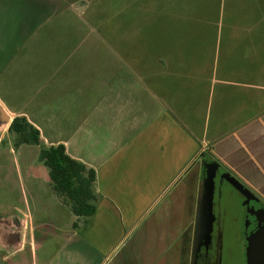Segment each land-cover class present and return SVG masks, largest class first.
I'll use <instances>...</instances> for the list:
<instances>
[{
	"label": "crops",
	"instance_id": "1",
	"mask_svg": "<svg viewBox=\"0 0 264 264\" xmlns=\"http://www.w3.org/2000/svg\"><path fill=\"white\" fill-rule=\"evenodd\" d=\"M27 1L0 0L2 92L11 87L10 77L34 69V93L26 100L36 106L34 116L51 118L57 95L79 89L67 103L65 125L48 130L50 139L30 121L46 145L63 143L71 157L96 170L100 200L87 224L77 228L66 207L70 226L54 234L62 238L54 243L51 218L37 224L9 219L24 225V242L2 253V261L12 256L18 258L10 264H24L20 253L27 245L36 251L35 231L41 229L39 264H168L170 221L179 208L174 200L164 203L204 154L264 201V0H192V13L182 0L166 5L161 49L132 46L122 52L115 46L110 64L97 69L96 85L83 80L89 75L78 72L84 69L75 65L73 49L58 58L56 49L40 44L45 33L38 29L55 15L58 2L29 0L35 7L27 14ZM62 5L72 10L74 3ZM0 105V132L9 131L15 117H27ZM158 211L163 216L155 218ZM5 229L7 224L0 226V245L9 248L14 245L3 237ZM129 242L133 247L124 252Z\"/></svg>",
	"mask_w": 264,
	"mask_h": 264
},
{
	"label": "rangeland",
	"instance_id": "2",
	"mask_svg": "<svg viewBox=\"0 0 264 264\" xmlns=\"http://www.w3.org/2000/svg\"><path fill=\"white\" fill-rule=\"evenodd\" d=\"M56 1L58 7L56 6L55 15L38 29L39 33H45V38H41L40 44L43 47L50 46L52 49H56L58 58L64 56L61 53L63 49L66 48L68 51L73 49L72 57L75 65H83L84 69L78 72L89 75L85 76L83 80L90 81L91 85V82L96 85L97 69L105 63L110 64L112 50L115 46H120L122 52L130 51L132 46L135 49L146 47L155 52L161 49L165 8L166 5L171 8L172 2L176 0ZM71 1L74 3L72 10L69 7L64 9L62 4H70ZM182 2L187 5L186 12L192 13V0H182ZM26 5V11L35 7L33 4L31 8L29 0ZM16 7L18 13H22V9ZM25 14V12L22 13V16L24 17ZM21 17L17 16L14 25L19 22ZM10 25L13 23L10 22L8 26L10 27ZM127 54L129 53H125V55ZM67 56L70 57V55ZM14 72L16 73L17 70ZM34 72V69L27 67L22 69L20 79L13 80L10 77L7 85L11 87L7 88L6 93L2 92L0 80V102L7 106L12 105L17 112L27 114L28 121L31 122L30 120H32L39 124L42 132L46 134V138L50 139L47 136L48 130L55 131L57 129L55 127L65 125L66 114L71 109L67 107V103H69L71 96L76 97L80 93L79 89L76 88L73 92L64 89L60 95H57L60 101L52 104L54 117L38 118L33 113L36 106L33 107V103L26 100L28 93H34L33 86L36 83L33 79L30 80V76ZM18 85L21 86L20 91L17 90ZM91 95L93 98L94 94L90 93ZM4 96L11 99L7 101ZM39 105L47 106L45 102H39ZM89 110L91 113L96 111V101ZM57 134L66 139L64 130H60ZM42 141L45 143L44 140ZM39 154L37 145L19 142L16 133L0 132V226L9 219L20 221L26 219L29 223L37 224L38 219L42 217L51 218L54 225L48 234L51 243H54L57 239H62L61 237L57 238L54 234L56 232L62 233L67 231L66 228H69L71 215L66 208L67 206L63 202L61 203L57 198L58 196L52 191L49 168L40 160ZM178 191L179 189L169 196L164 206H168L176 198ZM243 201L242 195L228 182L224 181L221 185L217 184L214 195V212H226L223 219H225L227 226L236 228L237 232L239 230L241 237L244 220ZM162 216V211H158L155 218ZM150 223L152 220L148 222V226L139 232V235L150 229ZM44 233L45 231L41 229L35 231L36 251L32 245H27L26 249L20 253V258L24 264H39L37 258L40 253V245L45 238ZM235 241L236 234H231L227 237L226 244L234 247L237 245L234 243ZM133 244L134 242H129L124 252L129 251ZM13 249V246L5 248L0 245V264H10L17 260L18 257L10 256L2 261V253H11Z\"/></svg>",
	"mask_w": 264,
	"mask_h": 264
},
{
	"label": "flooded vegetation",
	"instance_id": "3",
	"mask_svg": "<svg viewBox=\"0 0 264 264\" xmlns=\"http://www.w3.org/2000/svg\"><path fill=\"white\" fill-rule=\"evenodd\" d=\"M211 161L212 160L204 154L179 181V188L177 185L176 189L173 190V192H175L179 189L176 198L173 199L179 209L177 213L172 215L170 221V236L167 240L169 241V251L167 255L168 264H248L246 246L251 213L250 207L245 203L249 197L245 196L226 178L222 177V175L230 172L221 166L215 177V190L218 183L221 185L226 181L235 188L244 199L242 237L240 236L239 230L237 232L236 228L227 226L225 219H223L226 212L223 211L219 213L214 212L215 220L209 235L205 233V230L196 229L198 189L200 183L205 178L203 166ZM195 169L197 170V176L195 186L192 188L191 183H185V179L188 173ZM230 174L234 176L232 173ZM250 192L264 203L251 189ZM253 202L254 201H252V203ZM231 234H236V241L234 243L237 245L234 247L226 244V239Z\"/></svg>",
	"mask_w": 264,
	"mask_h": 264
},
{
	"label": "trees",
	"instance_id": "4",
	"mask_svg": "<svg viewBox=\"0 0 264 264\" xmlns=\"http://www.w3.org/2000/svg\"><path fill=\"white\" fill-rule=\"evenodd\" d=\"M9 131L16 133L19 142L35 144L39 147V158L49 168L52 191L76 217L74 228L79 227L80 224H87L95 214L100 200L96 187V170L71 157L63 143L46 145L42 141L40 130L24 116L15 117L9 126ZM196 176V169L190 171L185 183H191L194 188Z\"/></svg>",
	"mask_w": 264,
	"mask_h": 264
},
{
	"label": "water",
	"instance_id": "5",
	"mask_svg": "<svg viewBox=\"0 0 264 264\" xmlns=\"http://www.w3.org/2000/svg\"><path fill=\"white\" fill-rule=\"evenodd\" d=\"M0 109H2L0 105ZM205 178L200 183L198 189L197 212H196V229L205 230L207 235L210 234L212 224L215 220L214 214V194H215V177L220 170V164L217 161H211L204 166ZM235 188H237L248 200L245 204L250 207L251 221L247 233V263L264 264V203L259 198L251 194L250 189L240 182L230 173L222 175ZM252 201H254L252 203ZM8 230L4 231L5 240H9L15 248H21L24 242L25 227L24 225L14 226L9 221L5 222ZM13 229V230H12ZM3 232V233H4ZM8 233V234H7Z\"/></svg>",
	"mask_w": 264,
	"mask_h": 264
}]
</instances>
